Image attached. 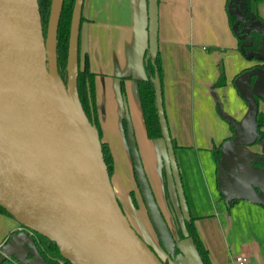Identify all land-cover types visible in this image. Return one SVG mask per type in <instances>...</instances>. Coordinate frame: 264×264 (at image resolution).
<instances>
[{
  "label": "water",
  "instance_id": "water-1",
  "mask_svg": "<svg viewBox=\"0 0 264 264\" xmlns=\"http://www.w3.org/2000/svg\"><path fill=\"white\" fill-rule=\"evenodd\" d=\"M232 1L227 11L236 17L231 26L234 35L244 38L251 30L264 35L260 20L238 28L243 15ZM82 2L74 0L73 4L64 85L56 57L63 0H51L45 36L38 0H0V206L20 225L0 248V264H63L45 261L36 247V234L55 242L60 257L71 264H164L132 226L115 195L99 135L79 99ZM147 13V51L154 62L158 0H147ZM262 50L255 54L260 62H264V42ZM151 81L179 210L182 219L189 220L156 70ZM234 85L247 103L248 116L244 122L227 117L233 130L219 149L217 188L226 201L242 198L264 206V167L256 163L264 162V153L246 152L233 160L236 147L262 139L256 117L259 101H264V66L243 70ZM125 121L133 172L147 216L166 257L174 258L178 237L174 238L156 202L127 110Z\"/></svg>",
  "mask_w": 264,
  "mask_h": 264
},
{
  "label": "crops",
  "instance_id": "crops-1",
  "mask_svg": "<svg viewBox=\"0 0 264 264\" xmlns=\"http://www.w3.org/2000/svg\"><path fill=\"white\" fill-rule=\"evenodd\" d=\"M257 9L264 18V1ZM81 16L80 47L82 54L88 55L90 70L95 73V105L102 141L108 144L113 157L114 170L110 179L114 193L134 227L132 220L137 222L142 213L146 214V209L143 210L139 201L140 192L122 126L127 110L156 202L164 218L171 217L173 222L179 205L167 171L165 144L162 138L146 136L136 91V79L145 77L147 0H83ZM158 52L163 70L164 113L170 136L178 146L174 150L193 151L197 161L201 162L198 167L206 169L205 180L193 182L191 178L188 187L197 202L209 198L213 208L209 214L199 211L197 206L190 209L196 216L195 225L211 262L233 264L236 255L245 254L247 264H264V206L240 198L228 208V201L217 188V160L211 150L213 144L219 145L232 134L227 117L240 122L247 119V103L234 85V76L258 62L245 58L238 51L237 37L228 24L226 0H158ZM259 63L264 66V62ZM222 70L225 82L218 84ZM260 109L264 112V107ZM240 147L243 149L233 154V160L246 152L264 153V137L250 146ZM162 167L166 172L174 216L164 197ZM199 168H192V171L195 173ZM233 170L234 166L230 164L229 172ZM192 171H189L190 175ZM131 190L138 208L130 201ZM223 201L230 214V231H225L219 218ZM167 224L176 239L173 223ZM19 227L14 218L0 214V248L10 232ZM181 228L184 230L183 222ZM234 232L243 236L236 247L227 239V234L231 238ZM176 240L180 252L168 259L169 264H197L187 243Z\"/></svg>",
  "mask_w": 264,
  "mask_h": 264
},
{
  "label": "trees",
  "instance_id": "trees-1",
  "mask_svg": "<svg viewBox=\"0 0 264 264\" xmlns=\"http://www.w3.org/2000/svg\"><path fill=\"white\" fill-rule=\"evenodd\" d=\"M228 1L229 0H226V11H227ZM263 1L264 0H233L232 1V6L233 7L237 6L243 15V19L239 23V26H238L239 29L244 28L248 24V22L253 21V20H260L262 23H264V18H262L258 14V9H257L258 4ZM50 3H51V0H38L41 26H42L44 36L46 34ZM73 4H74V0H63V4H62L60 16H59V21H58V27H57V41H56L57 67H58L59 75L64 85H66V80H67L66 66H67L69 31H70ZM227 17H228V24L231 28L232 24L236 20V17L230 14L228 11H227ZM82 19H83L82 16H80V24H81ZM262 42H264V35L259 32L253 31V30H251L244 38H237L238 51L245 58L251 61H258L245 69L251 68L253 66H262L259 63L260 60H258L257 57L255 56L256 53L263 52ZM77 63H78L77 91H78L79 99H80L81 105L90 123L93 126H95L97 130V133L99 135L100 142H101L103 158L106 163L109 176L111 177V175L113 174V170H114L113 157H112L108 144L105 141H102L101 127H100L99 119L97 116V109L95 105V96H94L95 73L90 70L88 55L86 53L82 54L81 52L79 36H78V45H77ZM143 67L145 71V77L136 79V91H137V95L140 101L146 136L149 139L162 138L161 128H160L158 115H157V109L155 105L154 85H153V82L151 81V78L153 77L155 70L158 72L160 83L162 80L163 70H162V64H161V58H160L159 52L157 51V54L154 58V62H151L150 57L148 56V51H146L144 54ZM243 70H241V72ZM237 75H235L234 78ZM224 82H225V75L222 70L219 75L217 83L223 84ZM256 122L258 123V131L262 135V138H263L264 137V130H263L264 112L261 109H258ZM229 125L232 131L233 126L231 124ZM122 126L126 133L127 129H126L125 118L122 120ZM231 136L232 134L224 138L221 141V143L224 140L230 138ZM171 142H172L174 149L178 147L176 140L173 137H171ZM221 143L219 145L213 144L211 148L216 160L219 158V149H220ZM256 163L258 165L260 164L264 166V162H256ZM161 172H162V183H163V191H164V197L166 200V205L170 211L174 212V207L170 199L168 188H167V177H166V172L164 170V167L161 168ZM134 178H135V175H134ZM129 195H130V201L133 207L138 208L137 199L132 190L129 192ZM234 201H236V199L227 202L228 208L231 206V204ZM0 214L12 217L2 206H0ZM195 219H196V216H193L192 214H190L189 220L182 219L183 227L185 231L184 232L177 218L174 217V224L176 227V234H177L178 240H184L187 243L191 252L196 256L197 264H212L209 251L204 245L200 235L198 234V231L195 225ZM16 231L17 230L10 232L4 244H7L9 242L10 235L15 233ZM36 247L39 253L44 257L46 262H57V260L51 256L52 253L57 254L60 257L56 243L51 240H48L47 238H44L43 242L36 240ZM179 252H180V249L177 246L176 240H175L174 256L177 255ZM172 258L173 257L171 256H167L166 259H164L163 261L164 264H169L168 259H172ZM61 259L63 261V264H71L69 260L64 259V258H61Z\"/></svg>",
  "mask_w": 264,
  "mask_h": 264
},
{
  "label": "rangeland",
  "instance_id": "rangeland-1",
  "mask_svg": "<svg viewBox=\"0 0 264 264\" xmlns=\"http://www.w3.org/2000/svg\"><path fill=\"white\" fill-rule=\"evenodd\" d=\"M256 62V61H254ZM264 107V101H259V109L260 108H263ZM248 116V115H247ZM247 118V117H246ZM250 146V145H249ZM243 147H236L234 149V153L239 151V150H242ZM175 152V156H176V161H177V164H178V169H179V173H180V177H181V181H182V185H183V189H184V193H185V196H186V200H187V203H188V207H189V211H191L190 209L192 207H196L197 206V209L199 211H203L204 213H211L213 212L212 211V205H211V202L209 200V198H204L202 199L201 201L197 202V199L194 198L193 195V192H189L190 189L188 187L189 183H190V180L192 178V181L194 182L195 179L198 180H205V177H207L206 175V169L203 168V167H198L201 162H198L197 161V156L194 155V152L193 151H178V149L174 150ZM167 156V155H166ZM166 165H167V171H168V174H169V179L171 180V182L173 183V179H172V176H171V173H170V168H169V164H168V161L166 159ZM192 168L193 169H198L199 168V171L197 170L195 173L192 171ZM228 170H229V167H228ZM189 171H192L191 175L189 173ZM216 177V176H215ZM174 185V184H173ZM206 197V196H205ZM203 198V197H202ZM139 201L140 203L142 204L143 206V210H144V205H143V202H142V199H141V196L139 194ZM175 212V210H174ZM172 213V211H171ZM219 218H220V221H221V225L223 226V228L225 229V231H230L231 230V227L229 226L230 224V214L228 213L227 209H226V203L223 201L220 203V210H219ZM176 214L177 216H175L181 226L182 224V218H181V214L179 212V209L177 208V211H176ZM191 214V212H190ZM170 218V219H168ZM168 220V221H167ZM167 223L171 221V223H173V227H172V231L174 233H176V227L174 228L175 224H174V220L172 222L171 220V217H168L167 216V219H166ZM132 223L134 225V228L136 229V231L148 242L150 243V245L153 247V249L158 253V255L162 258V259H166V253L162 247V245L160 244L154 230H153V227L149 221V218L147 216V213H142V215L140 216V219H138V221H133L132 220ZM169 225L171 226V224L169 223ZM231 238H230V235L227 234V239L228 241H232V243L234 244V246L240 242V240L243 239V236L240 234V233H237V232H234L233 234H231ZM37 238L43 242L44 241V238L41 237V235L39 234H36ZM5 246V244H3ZM4 246H1V247H4ZM236 247V246H235ZM51 256L56 259V260H61V258L57 255V254H54L52 253Z\"/></svg>",
  "mask_w": 264,
  "mask_h": 264
},
{
  "label": "built area",
  "instance_id": "built-area-1",
  "mask_svg": "<svg viewBox=\"0 0 264 264\" xmlns=\"http://www.w3.org/2000/svg\"><path fill=\"white\" fill-rule=\"evenodd\" d=\"M59 263H62V259L58 260ZM248 262V256L245 254H238L234 257V263L233 264H247Z\"/></svg>",
  "mask_w": 264,
  "mask_h": 264
},
{
  "label": "flooded vegetation",
  "instance_id": "flooded-vegetation-1",
  "mask_svg": "<svg viewBox=\"0 0 264 264\" xmlns=\"http://www.w3.org/2000/svg\"><path fill=\"white\" fill-rule=\"evenodd\" d=\"M259 165H260V164H259ZM260 166H262V165H260ZM262 167H264V166H262ZM35 237H36V240H37V241H40V240L37 238V236H36V235H35Z\"/></svg>",
  "mask_w": 264,
  "mask_h": 264
}]
</instances>
